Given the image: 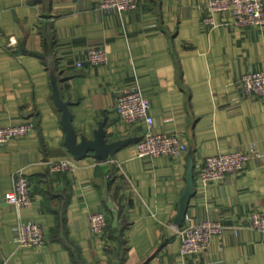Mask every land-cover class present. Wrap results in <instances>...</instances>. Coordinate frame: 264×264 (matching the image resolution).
Listing matches in <instances>:
<instances>
[{"label": "crops", "instance_id": "0c3cea01", "mask_svg": "<svg viewBox=\"0 0 264 264\" xmlns=\"http://www.w3.org/2000/svg\"><path fill=\"white\" fill-rule=\"evenodd\" d=\"M103 0H0V127L34 120V133L0 144V264H264V232L245 226L264 213V156L242 172L205 186L195 182L186 218L177 222L187 187L207 157L249 149L264 152V96L239 87L245 73L264 70V27L234 24L231 12L205 25L207 0H142L125 13ZM106 47L107 63L77 67L88 50ZM70 102L78 142L104 122L108 142L124 145L104 161L65 145L53 79ZM138 79L151 102L155 132L179 134V157L138 158L146 121H123L117 94ZM75 157V173L51 174L47 161ZM22 171L33 181L32 206L17 211L4 196ZM120 215L119 244L112 222ZM107 213L104 240L90 215ZM39 222L46 242L17 246L18 223ZM218 221L230 227L208 250L183 255L178 227ZM232 227L240 228L235 232ZM109 229V228H108Z\"/></svg>", "mask_w": 264, "mask_h": 264}, {"label": "built area", "instance_id": "2783aa9c", "mask_svg": "<svg viewBox=\"0 0 264 264\" xmlns=\"http://www.w3.org/2000/svg\"><path fill=\"white\" fill-rule=\"evenodd\" d=\"M142 0H103L101 9L118 13H125L138 9ZM210 14L205 17L204 24L216 26L214 14L229 11L233 15L234 24L243 26L264 27V0H207ZM4 33L0 30V36ZM108 51L106 47H93L88 50L84 61H78L77 67L96 66L107 63ZM239 87L248 97L264 96V70L245 73L240 81ZM115 110L120 118L130 124L144 120L148 124V130L135 145L138 158H156L159 156L179 157L183 155L188 146L182 141L180 135L165 132H155L153 117L151 114V102L143 94L138 79L127 84L117 94ZM36 122L30 120L20 125H7L0 127V144H5L10 139H22L35 132ZM264 152L257 149L254 143L247 150L236 151L226 154H214L205 159L197 171L195 182L205 186L213 181H220L227 175L239 174L252 160L260 159ZM51 174L75 173L81 169L80 160L69 156L57 161H47ZM14 186L5 194L6 204L13 205L17 211L33 205L32 193L33 181L22 171H16L13 176ZM90 230L102 239L107 238L110 225L107 213L95 211L90 215ZM246 228L264 232V213L253 212L250 215ZM230 227H226L218 221H202L187 223L178 227L181 240V251L183 255H194L195 253L208 250L212 239L223 237ZM235 232L240 228L232 227ZM17 246L19 248H40L45 242V235L41 224L35 220L27 219L18 223Z\"/></svg>", "mask_w": 264, "mask_h": 264}, {"label": "water", "instance_id": "95a60500", "mask_svg": "<svg viewBox=\"0 0 264 264\" xmlns=\"http://www.w3.org/2000/svg\"><path fill=\"white\" fill-rule=\"evenodd\" d=\"M53 96L58 104V107L62 113L61 123L63 129L66 132V141L65 145L68 147L71 154L77 158H84L88 156L91 151H94V156L99 161H104L108 158L109 155L118 151L126 142L124 141H115L108 142L106 140L107 131L105 129L104 122H101L95 131L94 139H87L86 136L81 138V141L78 142V133L75 130L73 125V114L70 110V102L64 99V96L61 94V87L58 79H53ZM187 187L184 191V195L181 199L179 214L177 216V222L181 223L187 216L188 207L190 200L193 197L195 189V177H194V162H190L188 171H187ZM110 207L112 213H114L112 230H114L116 237H120L121 232L119 230V218L120 215L115 207L114 202L110 201Z\"/></svg>", "mask_w": 264, "mask_h": 264}, {"label": "trees", "instance_id": "16d2710c", "mask_svg": "<svg viewBox=\"0 0 264 264\" xmlns=\"http://www.w3.org/2000/svg\"><path fill=\"white\" fill-rule=\"evenodd\" d=\"M60 82V81H59ZM108 230H110V226H109V229ZM116 240H118V242H119V244L123 247V240H122V238L120 237V238H118V239H116Z\"/></svg>", "mask_w": 264, "mask_h": 264}]
</instances>
